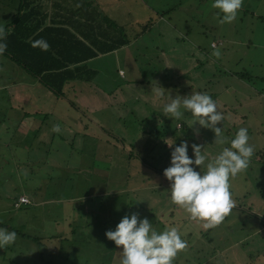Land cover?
Returning a JSON list of instances; mask_svg holds the SVG:
<instances>
[{"label":"rangeland","instance_id":"374dc122","mask_svg":"<svg viewBox=\"0 0 264 264\" xmlns=\"http://www.w3.org/2000/svg\"><path fill=\"white\" fill-rule=\"evenodd\" d=\"M5 1L0 0L2 27L6 21ZM91 2L98 8L99 13L95 12V17L104 27L111 21L127 26L131 39L140 31L139 27L150 19L154 20L155 15L150 9L164 11L166 15L157 23L153 24L151 20L149 29L120 56H108L109 53L91 64L104 72L96 78L101 95L91 102L93 91L88 88L83 95L75 93L74 100L83 107L82 97L84 107L90 105L92 110L87 112L82 108L77 112L70 109L65 88L64 95L58 96L43 87H28L31 96L38 100L36 105L40 109L29 125L41 130L38 134L27 135L57 136L59 145V136H87L83 138L93 147L94 171L80 174L88 187L83 185L81 190H77L81 201L71 203L72 206L78 205L77 209L58 212L70 215V221L75 220L72 228L81 226L91 235L79 237L76 247L67 243L57 247V251L55 247L48 249L42 246L41 242L31 243L32 247L27 249L29 252L23 260L30 264L42 258L55 261V264H119V248L104 233L113 230L125 214L137 212L146 217L158 232L166 226L177 227L186 246L177 252L172 264H264V0H242L236 18L224 24L218 23L223 14L218 15L219 10L211 6L212 0ZM226 42L228 44H224ZM226 45H231L227 50L231 54L227 57L222 53ZM215 46L218 47L213 50L211 47ZM206 49L209 53H220L215 56L220 63L217 69L222 71L224 68L229 74L221 73L223 76L219 79L213 78L210 73L214 71L213 67L210 66V71L208 64L214 59L212 56L209 59ZM122 70L127 78L120 80ZM236 72L247 79L230 75ZM1 78L5 82L10 76ZM157 87L163 88V96L157 97L151 92ZM192 90L206 92L216 101L224 117L217 125L222 126L226 138L223 145L213 143L214 133L210 129L201 128L198 124L190 127V113H184L179 119L164 117L161 109L168 102L169 95L173 98L189 95ZM25 91L16 94L22 97L27 93ZM121 94L137 96L139 101H130L133 106L125 109L116 103L121 100ZM5 105L3 102L0 104ZM1 112L0 136H12L13 130L9 131L8 125L7 131L1 129L6 125L3 119L5 111ZM53 124L60 126V132L51 131ZM181 124H184L182 130ZM175 125L179 130L173 133L171 127ZM193 127L200 128L199 136L193 135ZM240 127L248 131L253 154L247 168L229 178L233 208L213 225H207L204 220L188 219L187 213L172 203L168 192L170 182L163 176V169L169 166L171 151L165 140L174 143L173 146L182 140L189 145L200 144L203 147L201 151L214 158L223 147L229 146L228 142ZM123 136L131 139L124 140ZM132 145L136 146L134 150ZM129 154L138 158H129ZM73 155L69 149L67 152L57 151V164L62 160L77 164L81 157ZM188 155L192 156L191 147ZM99 160L109 169L96 170ZM193 167L199 171V166ZM201 170H204L203 166ZM59 171L57 169V174ZM248 211L253 214H248Z\"/></svg>","mask_w":264,"mask_h":264},{"label":"crops","instance_id":"0c3cea01","mask_svg":"<svg viewBox=\"0 0 264 264\" xmlns=\"http://www.w3.org/2000/svg\"><path fill=\"white\" fill-rule=\"evenodd\" d=\"M52 1L54 3V0ZM52 1L41 0L42 13L47 18L44 22H40V20L33 21L34 24L38 25L34 37L39 33H44L45 38H52L53 43L57 44V38L61 34V29L63 31L69 30V32L82 40H84L85 35L86 40L87 36L92 39H99L102 37L104 30H108L113 36L120 35L119 27L123 25L117 23V30L113 28V30H110L109 22L104 27L103 23L99 22L95 17L96 13H99V10L96 5H91V0H57V4H53ZM5 2L6 24L3 27L9 32L8 30H12L15 26L17 12L20 9V0H6ZM26 11V9L21 10V13H25ZM154 12L156 15L158 14L156 11ZM88 13L90 15H87ZM164 14V11L162 14H158L159 17L156 18V23L159 20L162 21V17L165 16ZM127 47L124 46L121 49L115 50L108 56H120L121 52ZM199 55L201 54L199 53ZM100 56L102 55H98V57L85 63L90 69L83 73L84 79L68 81L65 85L64 88L68 94L67 99H69L66 101L71 105L70 109L77 112L81 111L82 108L87 112L93 109L90 105L84 107L85 103L82 97L80 102L84 104L83 107L77 105L74 100L76 98L75 93L83 95L82 93L87 92L89 88L90 91H93L91 102L95 98H98V96L100 97L101 90L97 87L96 78L100 75L102 76L104 72L101 68L91 65ZM91 70H95L96 75H93ZM122 75L119 74L120 80L127 78L124 71ZM1 76H10V79L4 82ZM93 76L95 77L93 78ZM218 76L215 74L213 78L219 79ZM78 83H83V85L78 86ZM30 86L47 89L39 81V78L34 77L23 67L16 64L9 54H0V104L2 102L6 104L5 107L0 106V115L2 113L1 110L5 111L3 119L6 124L1 129L7 131L8 125V130H13L12 136H0V227L9 231L18 229L20 233H24L23 235L17 233L16 240L12 245L0 248V264H30L25 262L23 258L29 252L27 249L30 246L32 247L31 243L39 244L41 242L42 246H46L48 249H54L55 247L56 249L54 250L57 251V247L61 248L67 243H72L76 247V241L79 237L88 238L91 235L87 234L85 229H81V226L72 228L75 220L70 221V215L58 212L61 210L66 211V209L67 211L69 209H77L78 205L72 206L71 203L76 204L81 201L77 190H81L83 185L88 187V184H86V181L83 180L80 174L91 173L92 167H94V157L91 153L93 147L87 144L85 139L87 136H59L61 138V146L57 144V136H28L27 133L36 132L38 134V131L41 130L40 128L35 130L32 124L29 125L30 120H33L37 116V113L40 112V109L36 105L38 100L30 94L31 91L28 88ZM25 89L27 93L24 96L21 97L16 94L26 92ZM119 89L123 91L122 87H119ZM57 101L58 98L55 101L56 107ZM130 101L137 102L139 99L134 95L130 96L127 94V96H124L121 94V100L116 101V103L128 109V107L133 106L130 104ZM64 127L66 128V126ZM43 133L41 132V134ZM123 138L125 140L130 137L123 136ZM124 140H122V144ZM131 148H136V146L132 145ZM68 149L74 153L73 156L81 157V159L79 158L80 160L77 164H70L64 160L59 161L60 166V164H57V151L58 153L59 151L67 152ZM98 157L103 159L100 155ZM106 160L108 165V157H106ZM97 168L96 170L103 171L106 168L109 169V166L107 167L102 160H99ZM57 169H60L58 174ZM20 196L28 198L29 203L23 204L20 208H15L14 201ZM85 197L83 195V198ZM239 211L245 212L241 209ZM247 213L253 214L251 211ZM80 218L82 219V216ZM39 255L43 257L41 252ZM32 263L55 264V261H46L42 258Z\"/></svg>","mask_w":264,"mask_h":264},{"label":"clouds","instance_id":"9594fccd","mask_svg":"<svg viewBox=\"0 0 264 264\" xmlns=\"http://www.w3.org/2000/svg\"><path fill=\"white\" fill-rule=\"evenodd\" d=\"M211 6L219 10L218 15L223 14L218 23H230L236 18L242 0H212ZM6 35V30L0 26V54L7 48ZM31 46L39 47L41 51L49 47L44 39L32 41ZM212 54L220 55L218 51ZM151 92L157 97L164 95L162 87L152 88ZM161 111L164 117L172 119L190 113V127L198 124L201 128L210 129L214 133L213 143H225L222 126H217L224 117L216 101L206 92L192 90L189 95H176L174 98L169 95ZM51 131L60 132V126L53 124ZM199 134L200 128L193 127V135ZM248 141L247 129L240 127L228 142L229 146L223 147L214 158H209L206 152L201 151L203 147L200 144L189 145L182 140L173 146L174 143L165 140L171 151L169 166L163 169V176L170 182L168 192L172 203L180 206L188 219L204 220L207 225H213L233 208L229 178L247 168L253 154V146ZM189 147L191 157L188 155ZM193 165L199 166V171ZM104 235L119 248V264H172L177 252L186 246L177 227L166 226L158 232L146 217L137 212L122 216L115 228L106 230ZM16 237L15 231L0 227V248L12 245Z\"/></svg>","mask_w":264,"mask_h":264},{"label":"trees","instance_id":"16d2710c","mask_svg":"<svg viewBox=\"0 0 264 264\" xmlns=\"http://www.w3.org/2000/svg\"><path fill=\"white\" fill-rule=\"evenodd\" d=\"M54 3L57 4V0H54ZM19 6L21 10L26 9L27 11L25 13H21V10L19 9L15 19L14 28L9 32L6 31L7 35L5 37V42L7 44V48L4 53L9 54L11 59L16 64L23 67L34 77L39 78V81L47 89L58 96L64 95L62 94V92L68 81L84 79L83 73L89 71L90 69L86 66L87 64L85 65V63H87L91 59L98 57V55L112 53L113 51L121 49L124 46L131 45L134 41L137 40L138 37H140L149 29V27L152 25V22L153 24L156 23L155 18L159 17L158 14H162V12L158 10L159 12L156 11L158 13L156 15L154 12L156 9H150L151 11L153 10L152 14L155 15L154 20L150 19L149 22L139 27L138 29H140V31H138L137 35L133 39L129 37L128 29H126L127 26L119 27L120 35L113 36L108 30H104V32L102 33V37H100L99 39H92L87 36V40L85 37L86 35L84 36V40H82L75 34L69 32V30L63 31V29H61V34L57 38V44H55L53 43L52 38H45L44 33H39L34 37L36 29H38V25L34 24L33 21L40 20V22H44L47 18V16L43 15L42 13L43 7L41 5V0H20ZM82 14L84 15V13ZM87 15L90 14L88 13ZM164 15H166V13ZM4 24H6V22ZM112 27H115L114 29L118 28L117 23L111 21L110 28ZM4 29L7 30L6 28ZM36 39L46 40L49 45L48 49L46 51H41L39 47H32V41ZM219 44L220 43H218L217 45L219 46ZM224 44L228 43L226 42ZM217 47L215 46L212 48L213 50H215V48ZM228 47H231V45L224 46V49L222 50V53H224L226 57L228 54H231L230 51H227L229 50ZM200 51L204 52V49L202 50L200 48ZM207 52L208 53H206V55L210 57L209 59H211V56L214 59H211V63L208 64L209 70L211 65L213 67L212 69L214 71L210 70V73H212V75L216 74L219 75L218 77H221L223 76L221 75V73L225 75L230 73L224 68L221 69L222 71L218 70L217 66L220 63L217 61V57H215V55H213L212 53H209L208 50ZM203 65H201L200 67L204 68ZM91 72L93 73V75H96L95 70H91ZM237 73L238 72L232 73L230 75L240 76L241 78L243 77V79H247V77L242 73ZM94 77L95 76H93V78ZM180 126L182 127L181 130L184 129V124H181ZM171 128L173 129V133L179 130L176 125L175 127ZM151 130L150 133H153V131ZM146 151H148V149ZM132 154H129L128 156ZM129 158H135V156H130ZM142 161L149 165L146 160L142 159ZM18 199L14 201L15 208H20L23 205L22 203L19 204ZM14 231L16 233H20L18 229H15ZM20 234L23 235L24 233Z\"/></svg>","mask_w":264,"mask_h":264},{"label":"built area","instance_id":"2783aa9c","mask_svg":"<svg viewBox=\"0 0 264 264\" xmlns=\"http://www.w3.org/2000/svg\"><path fill=\"white\" fill-rule=\"evenodd\" d=\"M18 201H19V204L20 203H22V204H28L29 203V199L24 197V196L19 197ZM19 204H16V205H19Z\"/></svg>","mask_w":264,"mask_h":264}]
</instances>
